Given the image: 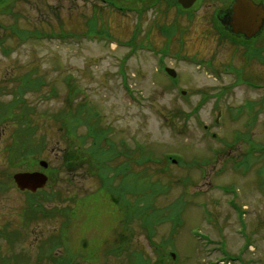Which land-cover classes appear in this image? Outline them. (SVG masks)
Masks as SVG:
<instances>
[{"label": "rangeland", "instance_id": "374dc122", "mask_svg": "<svg viewBox=\"0 0 264 264\" xmlns=\"http://www.w3.org/2000/svg\"><path fill=\"white\" fill-rule=\"evenodd\" d=\"M124 3L128 10L137 7L136 0ZM5 9L1 5L0 36L6 39L0 46V83L8 88L4 100L11 99L9 88L25 86L22 79L27 74L30 81H44L24 92L32 123L38 125L36 140L44 136L46 142L38 160L48 161V168L61 165L68 144L55 114L66 103L76 107L84 100L101 112L104 126L112 127L111 139L133 146L142 143L156 158L173 156L165 173L151 175L170 184L155 204L173 203L175 211L182 207L177 226L171 221L160 223L151 237L135 221L133 232L124 230L125 239H130L123 251L118 246L122 237L118 208L99 189L96 177L75 169L61 172L51 184L53 189L61 188L67 199L44 202L73 209L67 215L31 221L24 212L29 194L10 180V174L25 170V165H8L4 152L16 121L2 123L0 180L8 179L10 184L0 183V225L29 232L26 242H33L34 259L44 257L48 264H56V257L68 253L79 255L77 264H227V260L228 264H264V151L251 148L264 143V106L261 101L253 104L264 95L263 86L255 87L257 82L264 84V57L248 63L242 59V48L227 41L218 44L216 37L203 41L197 32L179 48L180 55H164L160 46L168 44L154 24L158 14L154 9L143 8V16L134 9L121 13L102 0H11ZM6 25L17 29L18 35H9ZM37 31L45 33L20 38ZM133 32L135 43H143L129 42ZM259 37L262 42L264 27ZM178 45L169 47L176 51ZM167 65L177 70L176 80L166 72ZM231 66L247 72V82L254 86L239 84ZM256 70L262 72V81L255 79ZM85 129L80 127L78 133ZM150 166L153 172L165 165ZM29 168L42 170L39 163ZM184 179L189 180L185 185ZM59 235L72 247H65L66 241L61 245ZM42 241L49 242L48 256L37 251ZM90 246L93 256L80 257L83 247L84 254L91 255ZM20 247L27 245L18 246L24 251ZM138 251L143 261L135 259Z\"/></svg>", "mask_w": 264, "mask_h": 264}, {"label": "trees", "instance_id": "16d2710c", "mask_svg": "<svg viewBox=\"0 0 264 264\" xmlns=\"http://www.w3.org/2000/svg\"><path fill=\"white\" fill-rule=\"evenodd\" d=\"M10 1L0 0V7L4 5L8 10ZM6 29H10L8 30L9 35H18V30L14 29L13 26L8 27L6 25ZM37 32L36 34L40 33L39 31ZM29 34L28 32L20 34V38L25 40L29 39V37H37L35 33H33L34 35ZM5 39L6 35L0 36L1 47L4 45L3 41ZM247 40L248 44L244 50L247 62L249 63L254 54H258L260 58L261 56L263 58L264 40L262 42H254L252 38ZM237 44L240 43L237 42ZM248 50L253 54L252 57L247 55ZM247 75V72L241 70L238 73L236 81L249 80L250 78H247ZM22 81L26 82L24 87L18 88L16 85L9 88L10 91L8 93H11L12 96L7 101L4 100L3 95L7 93L8 88L5 87L6 85H1L0 83V125L5 122L16 121V126L9 137L10 141L5 146L6 150L4 152L8 165H12L13 167L25 165V169H29L30 165L38 163L37 157L45 150L46 142L44 136L41 139L39 138V141L36 140L35 135L38 125L32 123V110L27 103L24 92L29 91L33 87L38 88L44 84V81L40 78H34L30 81L29 74ZM69 85L72 87L71 83ZM76 90L77 87L71 88L70 99H72L71 96ZM204 100L205 96L200 102L196 103L195 110L202 105ZM253 104H258V102L254 101ZM62 110L60 114H55V122L59 126L58 130L62 132V138L67 142L68 147L61 156L63 157L61 165L59 167L50 166L48 168L49 182L47 183L50 186L49 189L42 188L34 193L27 192L29 197L27 198L26 207L24 206L26 210L24 212H27L32 220H36L39 217H57L59 214L62 216L67 215L73 209L71 206L61 207L58 204L46 206L44 202L65 201L67 198L64 197L62 189H53L51 184L57 181L61 172L70 173L72 170L82 169L86 171L87 175L97 178L99 189L105 192L111 199L110 201L118 208L122 229V237L119 240L118 246L123 251L130 239H125L124 230L128 229L131 230L130 232H133L135 221L139 222L136 223L143 230H146V233L150 237L160 223L171 221L174 227L179 224L182 207H176L177 211H175L173 210V207H175V204L172 205L173 203L166 207H157L155 204L156 197L168 191L170 184L168 182L162 183L160 178L153 179L151 177V175L155 176V174L167 171L168 166L173 160L172 155L169 154L165 157L156 158L153 155V151L142 143H137L133 146L130 143H126L123 139L120 140V143L111 139L110 132L112 131V127L108 126L109 124L104 126L102 124L103 115L101 112L85 104L84 100L76 107L71 102L66 103V106ZM6 124L4 127L2 126L1 130L6 128ZM82 126H86V131L79 134L78 129ZM256 144L251 148L264 151V143ZM251 152L246 156V159L249 158ZM30 159L34 162L31 163ZM154 162L165 166H159L161 168L158 167L156 171L149 172L152 169L150 165H153ZM236 163L238 162H234V164ZM10 179L13 180L12 175H10ZM187 181L189 182L188 179H184L183 184L185 185ZM1 182L3 181L0 180ZM89 194L92 193L90 192ZM63 236H57V241L63 242ZM54 250L51 247L50 252L52 255ZM112 252L114 254L119 252L120 254L122 251ZM142 256L141 251H138L135 259L143 261L144 258ZM60 257L62 258L63 256L55 258H59L56 264H66Z\"/></svg>", "mask_w": 264, "mask_h": 264}, {"label": "flooded vegetation", "instance_id": "af4514ba", "mask_svg": "<svg viewBox=\"0 0 264 264\" xmlns=\"http://www.w3.org/2000/svg\"><path fill=\"white\" fill-rule=\"evenodd\" d=\"M114 1L116 2V7L122 10L127 7L124 3L125 0H102L104 4H108L110 2L112 3ZM225 2V0H195L190 7H185L179 0H136L137 7L134 6L133 9L137 10L140 16H143L142 11L144 9H154L158 11L156 18L154 19V24L155 26H159L162 33L161 35L164 39V43L168 44V46H160V50L164 53H182L183 51L179 50V48H183L185 42H187L188 39L192 38L191 34L195 32H197V34H199L201 36L200 38L202 39L203 37L205 39L210 38L209 41H212V37H216L219 41H217L218 44H222V42L227 41L230 46H232V42L230 41L231 37L233 38L235 36V38H244V40L248 39L244 34L234 33L232 31V27L230 25V17L232 14L230 4L232 0L228 4H224ZM162 16L163 18L161 19ZM262 29L251 38L256 39L255 41L258 42L260 40L259 38H261L259 36ZM177 42L179 45L177 47V50L174 51L171 46L169 47V45L175 44ZM193 42L194 41H192V43ZM198 52L202 53L200 51ZM200 55L205 58V56H203V53ZM259 59L260 56L258 54H255L252 57V60L259 61ZM253 74L256 80H263L262 72L261 74H259V72H257L256 70L253 71ZM257 85L258 84L256 83V87ZM13 174L14 172L10 175L13 176ZM11 182L15 183L14 180H11ZM5 183H9L8 179H6ZM45 218L46 217H41V219ZM8 226L9 225H0V264H43L48 262H46V259H44V257L34 259L33 256H31L32 246L34 245L33 242H31L32 246H30L31 244L28 245V242H26L29 232L21 231L19 226ZM65 241L66 240H64L60 244L64 245ZM66 242L69 245L65 247H72L71 243H69L68 240ZM22 244H25V246L27 245V247H20L26 248L24 251H21L20 249L18 250V246H22ZM61 249L62 251H64V248L62 246ZM82 249L87 250L84 247ZM82 249L80 248V253H82L80 257L90 259V256H93V246H90V248L88 249V252L91 253V255L84 254L85 252ZM37 251H39L42 256L50 255L49 242L42 241L41 244H39V246L37 247ZM62 255L65 256L60 259H63L66 264H77L79 261V255L72 256L68 253H62Z\"/></svg>", "mask_w": 264, "mask_h": 264}, {"label": "water", "instance_id": "95a60500", "mask_svg": "<svg viewBox=\"0 0 264 264\" xmlns=\"http://www.w3.org/2000/svg\"><path fill=\"white\" fill-rule=\"evenodd\" d=\"M183 6L190 7L195 0H179ZM232 10L230 25L235 33H243L246 37H252L264 26V4L254 0H233L230 6ZM176 75L173 68H167ZM45 159H40L39 163L46 169L49 163ZM16 185L21 190L37 191L46 186L49 176L43 170H24L14 173ZM175 256V254H173Z\"/></svg>", "mask_w": 264, "mask_h": 264}]
</instances>
